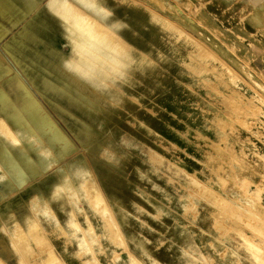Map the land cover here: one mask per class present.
<instances>
[{
    "label": "rangeland",
    "instance_id": "1",
    "mask_svg": "<svg viewBox=\"0 0 264 264\" xmlns=\"http://www.w3.org/2000/svg\"><path fill=\"white\" fill-rule=\"evenodd\" d=\"M12 1L13 9L0 17V115L20 141L27 139V150L42 151V171L52 164L51 152L62 157L59 181L41 194L42 205L31 206L34 216L46 220L60 212L66 216L56 232L64 247L74 243L76 264H133L132 258L142 264H258L242 238L264 251V77L249 64L250 50L239 43L244 38L226 26L197 28L192 14L197 18L205 2ZM28 2L35 3L31 10ZM71 2L126 42L94 28ZM223 3L227 12L235 5L247 9L242 0ZM43 15L48 27H68L80 38L72 50L59 35L65 53L57 46L50 49L58 58L53 71L67 79L43 82L56 92L51 107L49 98L44 107L23 80L11 82L28 68L22 64L23 41H29L30 28H45ZM83 34L90 47L84 46ZM126 43L147 54L151 63L140 60ZM204 48L212 55H205ZM56 49L68 56L64 62ZM65 108L75 111L72 120L58 111ZM54 115L70 127H59ZM28 124L36 133L22 127ZM11 142L0 131V178L8 172L21 185L30 156L26 151L15 155ZM97 188L122 238L94 203ZM55 204L61 208L57 214ZM27 227L28 233L21 228L22 236L15 233L20 263L30 264L23 255L26 248L33 262L50 264L48 253L56 252L48 230ZM57 259L51 264H66ZM64 259L69 263V256Z\"/></svg>",
    "mask_w": 264,
    "mask_h": 264
},
{
    "label": "crops",
    "instance_id": "2",
    "mask_svg": "<svg viewBox=\"0 0 264 264\" xmlns=\"http://www.w3.org/2000/svg\"><path fill=\"white\" fill-rule=\"evenodd\" d=\"M177 1L192 2V6H194L193 4H196L197 2H205L207 7L203 6L199 9L197 18L192 14L193 18L196 20L194 22H198L196 27L223 28L224 26H226V28H231L233 32L237 33V36L239 35L244 38V40L240 41L239 43L243 46V48L250 50V52L248 53L249 64L256 70L261 72L264 77V0H242L247 5V9H243L241 11V5L239 8L237 5H235L234 10L232 9L230 12L223 10L226 7V4L223 3V1L238 2V0ZM184 10L186 13L185 16L189 17L187 15L190 12H188L187 9ZM148 17H151L150 14H148ZM149 23L151 24V22ZM59 29L60 28H30L27 34L29 41H23L22 46V64L23 66H28V68L26 71L23 70L22 72H20L22 77L18 73H15L11 77L12 81L23 80L27 84L28 88L43 103L44 107L46 105L44 98H49V102H47V105L49 106L50 104L54 103L53 96L56 95V92H54L53 89L45 86L43 82L67 80L65 78H60L52 68V65L58 63V58L54 54L50 53V49L53 46H57L63 51L60 42L61 34L59 32ZM7 30H9V28H7ZM251 45L254 49L250 48ZM12 62V64H15L14 60H12ZM46 69H48L49 71H46ZM5 70L11 73L13 69L9 65H7ZM26 95L29 94L26 93ZM51 106L52 105H50L49 107ZM47 110L49 112L51 111L52 113L53 109L50 110L49 108ZM58 111L65 112V114L69 113L65 116L66 121L72 120L71 113L75 112L71 109L69 110V108H65V110L63 111ZM55 118H57L56 122H58L59 127H70L69 123L63 125V121L59 118V116H55ZM12 130L14 131L13 128ZM9 142L10 141L8 140L7 143ZM26 142L27 139H21L20 142L11 143L12 150L15 155H19V152L21 151H26L30 156L31 167L27 171V179L21 185H19L17 180L13 176H11V174H9L8 172L4 173L3 171L2 172L4 173V175L2 178H0V258L7 264H21V255L16 251L14 247V242H18L15 238V233L16 235L22 236V234H19V231L21 229H23L24 232H22L25 234L26 232H29V228L27 227V225L30 226L33 224H37L41 227V231L48 230V232L46 233L47 239L53 242L52 245L57 255L61 259H63L66 264H76L77 260L75 258H73L75 259V261L72 259V257L75 256L76 252L74 243L67 245V248L64 247V244L62 243L64 238L62 237L61 233L56 232V227L58 225L66 224V216L63 217L61 215V212L58 216L56 212V210H61V208L55 204L53 208L57 214V217L46 220L45 218L34 216L32 212L33 207L31 206L33 202H35L37 206L42 205L45 200L44 198H42L41 194H47V192L50 191V186L54 182L59 181L60 176L59 174H57V168L61 165L62 157L54 151L51 152L52 156L50 157V161L52 162V164L47 170L42 171L39 163L42 151L36 152L27 150L26 145L28 142ZM72 154V151H70L63 157L66 158L71 156ZM0 165V169H3L1 162ZM20 173H22V171H20ZM20 180L22 182L24 178H20ZM27 213L31 214L32 216L29 218L26 217ZM16 228L17 231L14 232ZM72 239L73 237L70 238V240ZM33 241L35 240L32 237L29 238V245L31 246V248H34ZM29 250L30 249L25 248L23 255H25V258L30 264H36L30 259L33 252ZM65 256H69V263H67L66 259H64ZM44 257H46V250H44L43 253V258Z\"/></svg>",
    "mask_w": 264,
    "mask_h": 264
},
{
    "label": "bare ground",
    "instance_id": "3",
    "mask_svg": "<svg viewBox=\"0 0 264 264\" xmlns=\"http://www.w3.org/2000/svg\"><path fill=\"white\" fill-rule=\"evenodd\" d=\"M17 1V0H16ZM22 1V0H21ZM154 1H156V0H154ZM32 2H33V0H32ZM32 2H28L27 4H28V7L30 8V10L34 7V5H35V3L34 4H32ZM156 2H158V1H156ZM162 3V2H161ZM161 3H159V4H161ZM71 4L74 6V8H76V10H77V12L78 13H80V14H82V15H84L85 17H86V19H88V21L94 26V28H101V29H103V30H106V31H109V32H111L109 35H111L114 39H117V40H122L123 41V43L124 42H126L118 33H116L115 31H113L112 29H110L109 27H108V25L106 24V23H104L103 21H101V20H99L98 18H96L95 16H93L90 12H88L86 9H84V8H82V7H80V6H78L77 4H75V3H73V2H71ZM158 4V5H159ZM166 4V3H165ZM23 6V5H22ZM13 7H14V3H13V1L12 0H0V13H1V16L0 17H2V15L5 13V12H10L12 9H13ZM36 8V7H35ZM166 8H168V7H166ZM21 10V9H20ZM23 12V11H22ZM6 14H8V13H6ZM6 14H5V16H6ZM11 15V14H10ZM44 16V15H43ZM8 17V16H7ZM45 17V16H44ZM6 18V17H5ZM17 18V17H16ZM22 18V17H21ZM2 19V18H1ZM4 19V18H3ZM9 19H10V17H9ZM19 20H20V18H18V20L16 21V22H14L13 23V25H17L18 24V22H19ZM9 21V20H8ZM43 21L45 22V24H44V27L45 28H50V27H48L47 25L49 24L48 23V21H47V19H46V17L45 18H43ZM169 21V20H168ZM170 22V24H172L173 26H174V24L171 22V20L169 21ZM21 23V22H20ZM26 24V23H25ZM6 27V26H5ZM25 28H28L27 27V24H26V26H25ZM60 31H61V35L63 36V37H65L66 39H68V41L70 42V44H71V46H72V50L73 49H75V47L76 46H78L79 45V43H80V38L79 37H76V36H74L73 35V33H72V31L70 30V28H68V27H65V26H63V27H61L60 28ZM68 31L69 32H71V33H68ZM67 32V33H66ZM189 37V36H188ZM83 38H84V46L85 47H90L91 46V43H88V41H87V37H86V35L85 34H83ZM121 44H122V42H121ZM127 44V46H129V48H131V49H133V50H136V52H137V54H138V56H139V58H140V60H142V61H149L150 63H151V58L147 55V54H145L144 52H142V51H139V50H137V49H135L131 44H129V43H126ZM54 48V47H53ZM202 48V47H201ZM55 49V48H54ZM225 51V50H224ZM56 52H58L57 51V49H56ZM204 53H205V55H210L211 53H209V51L206 49V48H204ZM56 54V53H55ZM58 54L60 55V60L62 61V62H64L67 58H68V56H66V55H64L63 53H59L58 52ZM191 54H192V52H191ZM212 55V54H211ZM194 56V55H193ZM197 56V55H196ZM196 58V57H195ZM192 59H194V57L192 58ZM200 60V59H199ZM193 61V60H192ZM196 61V60H195ZM194 61V62H195ZM197 63V62H196ZM203 63V62H202ZM209 64V63H208ZM203 65V64H202ZM205 65V64H204ZM203 65V66H204ZM190 68V67H189ZM192 68V67H191ZM190 68V69H191ZM200 68V67H199ZM208 68V67H207ZM214 68V67H213ZM193 69V68H192ZM195 70V69H194ZM194 70H192V71H194ZM198 70V69H197ZM206 70V69H205ZM231 70V69H230ZM202 71V70H201ZM200 71V72H201ZM204 71V70H203ZM198 72H199V70H198ZM203 73V72H202ZM233 73V72H232ZM196 74V73H195ZM199 74V73H198ZM197 75V74H196ZM203 81V80H202ZM232 82H233V80H231ZM11 82H13V81H11ZM230 82V81H229ZM207 83V82H206ZM205 83V84H206ZM226 83V82H225ZM16 86V88L18 87H20V85H15ZM229 86V85H228ZM235 88V87H234ZM217 94V93H216ZM238 95V94H237ZM261 95V94H260ZM231 104V103H230ZM239 106V105H238ZM252 106V105H251ZM240 107V106H239ZM244 107H245V105H244ZM246 108V107H245ZM240 110V109H239ZM240 113V112H239ZM44 116V118L47 120V117H46V115H43ZM236 119V118H235ZM17 123H19V124H21L22 122H17ZM53 123V126L54 127H56L57 129H58V126H56V123L55 122H52ZM250 126V125H249ZM23 128H25L29 133H36V130H35V128L31 125V124H28L27 126L26 125H23L22 126ZM0 131L2 132V133H4L5 135H6V137L7 138H9V139H11V141L12 142H20V139H19V137L15 134V132L12 130V128L9 126V124L7 123V121L4 119V117L2 116V115H0ZM5 151V154H9V152L10 151H8L7 149L6 150H4ZM262 158H264V157H262ZM162 162L163 163H166L167 164V162L164 160V159H162ZM0 167H1V165H0ZM181 174H182V172H181ZM92 199L94 200V203L95 204H97V206H101V208H102V211L107 215V217L108 218H110V220H111V222H112V225H113V227L115 228V231H116V235L119 237V238H122L123 236V233H122V231H121V229H120V227H119V224H118V222H117V220H116V218H115V216H114V214H113V212H112V210H111V208L108 206V204L106 203V201H105V197H104V195L102 194V192H101V190L99 189V188H97L96 190H95V192H93V194H92ZM77 222V221H76ZM242 242L246 245V247L249 249V251H250V253L252 254V256H253V258H254V260L256 261V263H258V264H264V251H263V249L260 247V246H258V245H256V244H254V243H252V242H250V240L248 241L245 237H243L242 238ZM52 248V247H51ZM53 249V248H52ZM246 249V248H245ZM247 249V250H248ZM247 250H246V252H247ZM39 255V254H38ZM48 260H49V262H50V264L52 263V262H54L55 260H58L57 259V255H56V253H54L53 251H51L50 252V254L48 253ZM131 261H132V263L133 264H142L140 261H138L137 259H131ZM48 262V261H47ZM0 264H6V263H2L1 262V260H0ZM49 264V263H48Z\"/></svg>",
    "mask_w": 264,
    "mask_h": 264
}]
</instances>
